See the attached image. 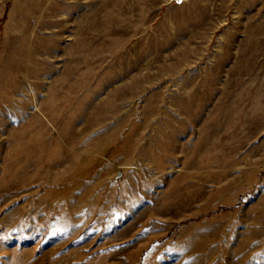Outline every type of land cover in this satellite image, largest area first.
<instances>
[{"label": "rangeland", "instance_id": "obj_1", "mask_svg": "<svg viewBox=\"0 0 264 264\" xmlns=\"http://www.w3.org/2000/svg\"><path fill=\"white\" fill-rule=\"evenodd\" d=\"M0 264H264V0H0Z\"/></svg>", "mask_w": 264, "mask_h": 264}, {"label": "water", "instance_id": "obj_2", "mask_svg": "<svg viewBox=\"0 0 264 264\" xmlns=\"http://www.w3.org/2000/svg\"><path fill=\"white\" fill-rule=\"evenodd\" d=\"M172 1L177 3V4H181V3H183L184 1H187V0H172Z\"/></svg>", "mask_w": 264, "mask_h": 264}]
</instances>
